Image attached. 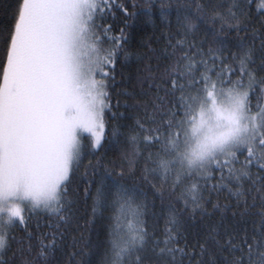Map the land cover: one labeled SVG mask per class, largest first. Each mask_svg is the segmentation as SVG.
I'll use <instances>...</instances> for the list:
<instances>
[{"label":"snow or ice","instance_id":"obj_1","mask_svg":"<svg viewBox=\"0 0 264 264\" xmlns=\"http://www.w3.org/2000/svg\"><path fill=\"white\" fill-rule=\"evenodd\" d=\"M253 2L232 0L227 13L220 14L214 8L210 19L218 20L221 29L233 27ZM255 8L264 13V0H255ZM197 9L206 11L199 4ZM116 11L127 14L124 0L18 2L0 84V264H6L3 257L11 250L14 226L26 229L41 205L66 219L62 209L68 204L70 170L74 162L78 167L82 154L80 133L90 134L92 147L102 146L103 113L109 108L106 88L126 41L123 34L108 36L110 27L102 23ZM188 27L191 30L195 25ZM109 43L111 47H106ZM177 45L188 47L179 40ZM208 55L213 64L219 59ZM238 60L241 74L253 80L244 67L251 62V52L245 51ZM199 63L205 65L204 72L186 52L167 73L171 88L167 94L177 96L176 103L169 109L166 123L142 138L151 147H159L146 158L155 165L152 172L173 176L177 186L184 181L191 184L190 198L182 199L185 208L191 205L193 212L203 200L198 192L201 179L207 183V177L200 174L219 172L221 180L234 178L239 182L249 176V166L264 170V96L253 104L252 84L244 88L239 82L226 80L222 70L217 74L205 61ZM138 154L134 152L133 157ZM238 154L245 156L241 165L245 171L235 175ZM107 202L102 182L96 190V204ZM112 204L116 215L109 233L110 247L104 254L107 264H143L140 253L147 247L148 235L143 206L124 186L115 191ZM169 223L173 227L166 229L168 240L160 255L174 257L181 250L172 248L169 241L174 239L178 221L172 217ZM228 244L232 246L231 241ZM54 245V236L47 244L41 241L39 256H45ZM244 248L247 256L238 264H264V231L251 243L245 239ZM25 250L30 253L31 245L21 252Z\"/></svg>","mask_w":264,"mask_h":264},{"label":"trees","instance_id":"obj_2","mask_svg":"<svg viewBox=\"0 0 264 264\" xmlns=\"http://www.w3.org/2000/svg\"><path fill=\"white\" fill-rule=\"evenodd\" d=\"M18 2L0 0V84ZM197 4L206 11H198ZM231 6L232 0H124L127 14L116 11L105 17L102 23L110 27L108 36L123 34L126 41L106 88L109 108L103 113L102 146L94 148L90 135L82 137L80 162L78 167L74 162L70 172L68 204L62 209L66 219L39 210L31 215L26 229L15 225L11 250L3 257L6 264H107L104 254L110 247L109 233L116 215L112 200L120 186L131 190L136 203L143 206L148 233L147 247L140 253L143 264H238L247 256L245 239L251 243L264 231V170L249 166V176L239 182L234 178L221 180L219 172L200 174L207 177V183L201 179L198 192L203 200L193 212L191 205L185 208L182 199L190 198L191 184L184 181L177 186L173 176L152 172L155 165L146 158L159 147H151L142 139L166 123L169 109L177 100V96L167 94L171 91L167 73L186 52L200 72L205 69L199 63L203 60L217 74L222 70L226 80L230 78L244 88L252 84L253 104L264 96V13L256 11L254 0L235 26L221 29L218 20L210 19L213 9L225 14ZM189 24L195 27L189 30ZM178 40L188 47L177 45ZM245 51L251 52V62L244 66L253 74L251 81L241 74L238 60ZM209 53L219 57L215 64ZM134 152L139 154L133 157ZM237 159L235 175H240L245 171L241 167L245 156L238 154ZM102 182L108 202L97 205L96 190ZM172 217L178 226L169 244L181 251L174 257L161 256L160 250L168 240L166 229L173 227L169 223ZM53 236L54 247L39 256L41 241L47 244ZM29 244L31 252L22 253Z\"/></svg>","mask_w":264,"mask_h":264},{"label":"rangeland","instance_id":"obj_3","mask_svg":"<svg viewBox=\"0 0 264 264\" xmlns=\"http://www.w3.org/2000/svg\"><path fill=\"white\" fill-rule=\"evenodd\" d=\"M85 135H90V134L87 133V132H81V133H80L81 139H82V137L85 136ZM70 172H71V170H70ZM69 175H70V173H69ZM25 203H28V202H25ZM40 210L47 211V210H45V209L43 208V205H41V209H40Z\"/></svg>","mask_w":264,"mask_h":264}]
</instances>
